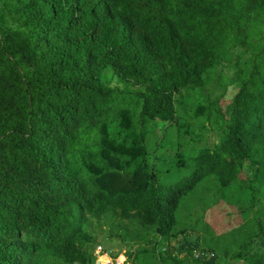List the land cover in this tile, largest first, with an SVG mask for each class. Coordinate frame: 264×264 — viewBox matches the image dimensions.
Returning a JSON list of instances; mask_svg holds the SVG:
<instances>
[{
	"label": "trees",
	"instance_id": "1",
	"mask_svg": "<svg viewBox=\"0 0 264 264\" xmlns=\"http://www.w3.org/2000/svg\"><path fill=\"white\" fill-rule=\"evenodd\" d=\"M231 7V0H26L24 35L0 28V264L41 254L88 264L81 224L107 211L166 237L180 197L206 174L221 186L233 179L232 161L221 171L216 154L197 156L174 183L145 172L142 184L124 187L106 176L88 184L68 160L73 122L107 107L108 71L118 82L143 84L142 114L173 119L172 94L201 83L210 33L223 32ZM255 141L264 148V78L250 74L233 97L224 144L249 158ZM235 254L264 264L262 252ZM101 256L97 264H110Z\"/></svg>",
	"mask_w": 264,
	"mask_h": 264
},
{
	"label": "rangeland",
	"instance_id": "2",
	"mask_svg": "<svg viewBox=\"0 0 264 264\" xmlns=\"http://www.w3.org/2000/svg\"><path fill=\"white\" fill-rule=\"evenodd\" d=\"M231 2L226 28L210 33L214 42L203 58L201 83H187L172 94L173 119L142 114L143 84L118 82L108 71L103 79L107 107L73 122L68 160L88 184L106 176L124 187L142 184L145 172L160 184L174 183L190 174L197 156L216 154L220 164L215 167L221 171L232 161L233 179L221 186L214 173L206 174L180 197L166 237L135 217L122 219L111 211L88 216L80 227L88 264H97L101 255L110 264H246L233 255L264 253L263 144L255 141L249 158L232 156L224 144L234 95L250 74L264 78V7L256 0ZM24 3L0 0V28L12 37L25 33ZM210 34L200 31L202 37ZM121 254L123 262L118 261ZM21 264L65 263L41 254Z\"/></svg>",
	"mask_w": 264,
	"mask_h": 264
},
{
	"label": "built area",
	"instance_id": "3",
	"mask_svg": "<svg viewBox=\"0 0 264 264\" xmlns=\"http://www.w3.org/2000/svg\"><path fill=\"white\" fill-rule=\"evenodd\" d=\"M98 248H99V246H98Z\"/></svg>",
	"mask_w": 264,
	"mask_h": 264
}]
</instances>
